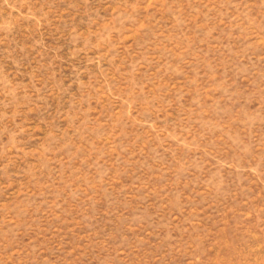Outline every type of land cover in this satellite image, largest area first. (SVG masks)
I'll list each match as a JSON object with an SVG mask.
<instances>
[{
    "label": "rangeland",
    "instance_id": "374dc122",
    "mask_svg": "<svg viewBox=\"0 0 264 264\" xmlns=\"http://www.w3.org/2000/svg\"><path fill=\"white\" fill-rule=\"evenodd\" d=\"M0 264H264V0H0Z\"/></svg>",
    "mask_w": 264,
    "mask_h": 264
}]
</instances>
